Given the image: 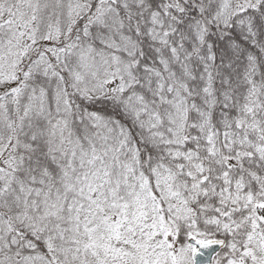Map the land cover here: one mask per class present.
<instances>
[{
	"label": "snow or ice",
	"instance_id": "1",
	"mask_svg": "<svg viewBox=\"0 0 264 264\" xmlns=\"http://www.w3.org/2000/svg\"><path fill=\"white\" fill-rule=\"evenodd\" d=\"M0 264H264V0H0Z\"/></svg>",
	"mask_w": 264,
	"mask_h": 264
}]
</instances>
